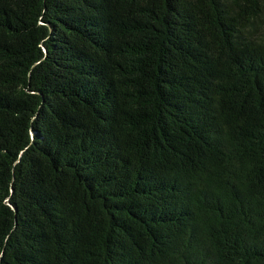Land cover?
<instances>
[{
  "label": "trees",
  "instance_id": "1",
  "mask_svg": "<svg viewBox=\"0 0 264 264\" xmlns=\"http://www.w3.org/2000/svg\"><path fill=\"white\" fill-rule=\"evenodd\" d=\"M0 264H264V0H0Z\"/></svg>",
  "mask_w": 264,
  "mask_h": 264
}]
</instances>
